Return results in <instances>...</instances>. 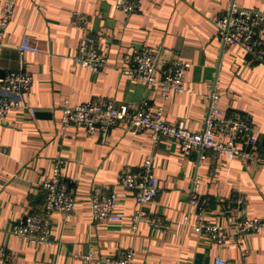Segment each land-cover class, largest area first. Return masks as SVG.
Returning <instances> with one entry per match:
<instances>
[{
	"label": "crops",
	"instance_id": "1",
	"mask_svg": "<svg viewBox=\"0 0 264 264\" xmlns=\"http://www.w3.org/2000/svg\"><path fill=\"white\" fill-rule=\"evenodd\" d=\"M231 1L139 0V10L131 14L116 9L115 0L15 1L2 36L0 72L4 76L22 67L32 83L17 96L20 105L0 123V246L7 252L0 264H85L82 257L88 254L90 264H105L98 259L127 249L134 251L131 264H212L217 256L227 264H264V230L237 240L228 227L225 242L216 244L181 222L189 211L195 176L209 221H264V168L214 154L199 163L195 153L182 156L174 140L161 137L154 142L150 132L129 130L124 123L113 126L100 142L97 134L89 135L81 127L61 126L58 110L66 101L112 98L134 107L147 100L162 108L165 120L200 131L208 95L214 90L223 114L250 117L264 150V64L245 65L247 55L237 45L222 48L211 22ZM234 1L264 12V0ZM74 11L88 16L89 31L105 57L99 70L73 60L82 33L72 24ZM260 35L264 39V24ZM23 36H29L40 52L20 54L17 45ZM138 46L157 52L160 63L173 57L188 62L184 84L191 92H172L164 98L157 87L124 74L133 67L131 52ZM146 157L152 158L157 196L139 207L126 192L116 201L119 220L93 222L94 188L111 191L122 169L141 165ZM56 158L63 159V176L75 190L74 212L52 215L48 243L15 237L11 228L43 204L39 184ZM138 208L165 227L141 222L132 230L131 218Z\"/></svg>",
	"mask_w": 264,
	"mask_h": 264
},
{
	"label": "built area",
	"instance_id": "2",
	"mask_svg": "<svg viewBox=\"0 0 264 264\" xmlns=\"http://www.w3.org/2000/svg\"><path fill=\"white\" fill-rule=\"evenodd\" d=\"M15 1L4 0L0 7V53L3 47L2 36L11 19ZM114 6L125 14H131L139 10V0H115ZM71 19L72 24L82 32L73 57L74 62L93 71L99 70L104 66L105 57L97 38L89 31L88 16L74 11ZM211 22L216 28L222 48L237 45L247 55L245 65L264 64V39L260 35L264 12L244 7L232 0L224 12L211 18ZM17 49L20 54L40 52L29 36L22 37ZM131 61L133 67L126 68L124 74L153 88L157 87L164 98L172 92H191L184 84V71L190 64L181 58L173 57L160 63L157 52L147 46H138L131 52ZM31 83V74L22 67L0 76V123L5 121L12 107L20 105L17 96L29 90ZM219 97L214 90L209 93L204 126L200 131L186 128L183 122L165 120L162 108L147 100H142L134 107L112 98H98L80 104L66 101L58 110L61 126L81 127L89 135L97 134L100 142L107 139L113 126L124 123L129 130L150 132L154 142L161 137L174 140L182 156L189 157L195 153L199 163L214 154L226 159L237 157L245 163H256L264 168V150L259 148L258 134L252 120L247 115L223 114ZM30 112L32 113V109ZM63 167V159L52 160L49 174L39 184L44 195L43 204L25 216V223L15 224L11 228L12 235L33 242L48 243L52 215L56 212L66 215L74 212L75 190L67 184ZM198 179L199 176L193 179L189 211L182 217V224L190 226L196 234L205 236L216 244L225 242L228 227L233 228L237 240L264 230V221L257 217L236 218L228 221V224H215L206 219L205 205L199 196ZM126 192L133 194L139 207L157 196L158 180L153 172L151 157H146L141 165L122 169L117 184L111 191L104 193L100 188H94L90 195L92 221L119 220L121 213L115 211L116 201L119 195ZM131 220L132 230H136L141 222L165 227L157 218L144 215L140 208L133 213ZM242 254L245 255L246 250H242ZM6 258L5 247L0 246V263L5 262ZM133 258L134 251L127 249L113 257L99 258L97 262L131 264ZM82 259L85 264H90L92 256L88 254ZM212 264H227V261L217 256Z\"/></svg>",
	"mask_w": 264,
	"mask_h": 264
},
{
	"label": "water",
	"instance_id": "3",
	"mask_svg": "<svg viewBox=\"0 0 264 264\" xmlns=\"http://www.w3.org/2000/svg\"><path fill=\"white\" fill-rule=\"evenodd\" d=\"M0 76H1V77L3 76V74H2L1 72H0ZM25 219H26V217L23 218L22 223H25Z\"/></svg>",
	"mask_w": 264,
	"mask_h": 264
}]
</instances>
